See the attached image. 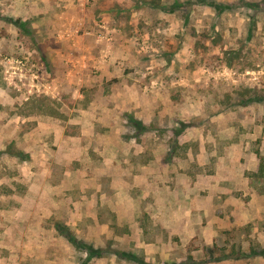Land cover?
Wrapping results in <instances>:
<instances>
[{
    "label": "rangeland",
    "instance_id": "obj_1",
    "mask_svg": "<svg viewBox=\"0 0 264 264\" xmlns=\"http://www.w3.org/2000/svg\"><path fill=\"white\" fill-rule=\"evenodd\" d=\"M0 264H264V0H0Z\"/></svg>",
    "mask_w": 264,
    "mask_h": 264
},
{
    "label": "trees",
    "instance_id": "obj_2",
    "mask_svg": "<svg viewBox=\"0 0 264 264\" xmlns=\"http://www.w3.org/2000/svg\"><path fill=\"white\" fill-rule=\"evenodd\" d=\"M65 236H66V239L68 240V242H69L71 245H74V244H75V247H76L77 249H81L82 247H84V244L76 242V241L74 240V238H73L69 233L66 232ZM82 251H83V252H84V251H86V252L88 251L89 255L93 252L91 247H86V249H85V250H82ZM94 253H95V252H94ZM94 253H93V254H94Z\"/></svg>",
    "mask_w": 264,
    "mask_h": 264
}]
</instances>
